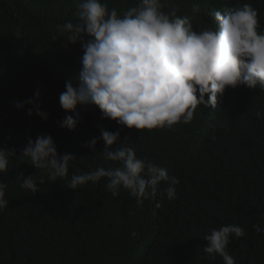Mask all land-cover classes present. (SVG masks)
<instances>
[{"label":"trees","instance_id":"obj_1","mask_svg":"<svg viewBox=\"0 0 264 264\" xmlns=\"http://www.w3.org/2000/svg\"><path fill=\"white\" fill-rule=\"evenodd\" d=\"M80 0H0V147L15 149L0 181L8 185V207L0 211V264H224L204 253V235L211 228L237 224L246 236L231 237L229 254L235 264H264V91L246 86L228 88L215 108L198 106L194 119L172 129H129L102 119L96 106H79L82 120L75 130L58 126L68 114L60 94L66 81L78 85L79 43L63 47L57 25L76 22ZM122 14L135 0H103ZM177 15L188 16L194 30L216 27L209 15L250 3L258 10L264 32V0H168ZM199 12H193V4ZM165 11H169L168 8ZM41 91L47 120L27 115L14 101ZM101 129L121 131V140L138 157L168 169L180 180L176 198L169 200L163 183L138 207L121 189L119 197L105 190L106 179L78 189L66 180L40 184L33 194L20 188L23 178L36 174L21 163L19 152L42 134H51L60 154L73 153L69 166L83 174L114 166L102 154L85 147ZM11 137V139H7ZM101 139L96 145L103 151ZM116 145L111 146L114 149Z\"/></svg>","mask_w":264,"mask_h":264},{"label":"clouds","instance_id":"obj_2","mask_svg":"<svg viewBox=\"0 0 264 264\" xmlns=\"http://www.w3.org/2000/svg\"><path fill=\"white\" fill-rule=\"evenodd\" d=\"M77 9L76 22L57 25L63 47L79 43L83 53L78 85L66 81L59 96L62 109L72 113L58 121L60 127L75 130L82 120L79 106H96L102 119L122 127L172 129L178 123H190L198 106L215 108L229 87L243 85L264 91V32L258 31V10L250 3L212 10L209 15L216 27L199 31L188 16L177 15L178 6L168 0H135L122 14L115 7L109 9L103 0H80ZM199 10L200 5L193 4L192 11ZM13 103L17 109L31 105L29 116L49 118L42 109L39 89L33 97ZM256 115L264 119L259 111ZM101 139L106 145L103 151L96 148ZM113 145L116 147L111 149ZM84 146L101 153L114 166L73 173L68 179L75 154L58 153L51 134L34 140L29 137L19 159L39 171L24 177L20 188L35 194L46 181L67 179L68 187L78 189L106 179L107 192L119 197L124 189L138 207L154 194L149 187L155 190L162 183L168 199L176 198L179 178L138 157L127 137L121 140L120 130L101 129V135L85 141ZM16 155L15 149L0 147V173L8 171L9 158ZM7 187L0 181V211L9 205ZM253 228L264 231L259 224ZM246 234L237 224L211 228L203 237L208 242L203 251L211 259L218 254L224 264H235L228 245L233 235Z\"/></svg>","mask_w":264,"mask_h":264}]
</instances>
